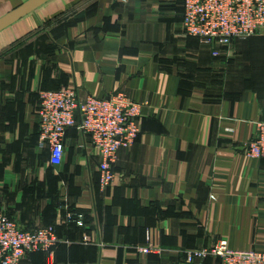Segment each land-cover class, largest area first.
Wrapping results in <instances>:
<instances>
[{
	"label": "crops",
	"instance_id": "0c3cea01",
	"mask_svg": "<svg viewBox=\"0 0 264 264\" xmlns=\"http://www.w3.org/2000/svg\"><path fill=\"white\" fill-rule=\"evenodd\" d=\"M182 13L183 0H0V211L61 239L18 264H222L186 261L220 241L264 252V159L245 153L264 120V34L214 56ZM66 88L141 104L105 189L76 129L59 163L39 146V93ZM147 238L154 251L138 252Z\"/></svg>",
	"mask_w": 264,
	"mask_h": 264
},
{
	"label": "built area",
	"instance_id": "2783aa9c",
	"mask_svg": "<svg viewBox=\"0 0 264 264\" xmlns=\"http://www.w3.org/2000/svg\"><path fill=\"white\" fill-rule=\"evenodd\" d=\"M182 24L184 32L219 55L233 41L264 34V0H183ZM37 108L38 143L47 148L52 163H59L65 152V134L74 128L86 137L99 157V185L105 189L115 180L113 165L118 150L132 145L138 135L141 104L123 92L105 97L88 96L80 100L72 88L44 90L39 93ZM246 155L253 160L264 159V120L256 123L248 142ZM65 223L83 225V214L69 210ZM91 237L83 235L82 242ZM61 242L54 225L21 227L7 213L0 211V264H18L28 253L43 251L51 254ZM138 252L154 251L149 238ZM219 258L222 264H264V252L234 250L220 241L212 248L186 252L188 263L208 256ZM125 264H177L173 262L131 261Z\"/></svg>",
	"mask_w": 264,
	"mask_h": 264
},
{
	"label": "rangeland",
	"instance_id": "374dc122",
	"mask_svg": "<svg viewBox=\"0 0 264 264\" xmlns=\"http://www.w3.org/2000/svg\"><path fill=\"white\" fill-rule=\"evenodd\" d=\"M263 33H264V32H263ZM251 37H252V36H251ZM247 38H249V37H247ZM247 38H245V39H239V40H236V41L246 40ZM236 41H233L232 44H233L234 42H236Z\"/></svg>",
	"mask_w": 264,
	"mask_h": 264
}]
</instances>
